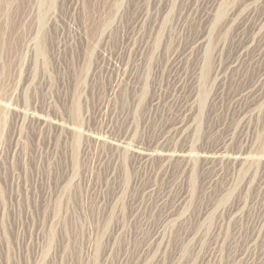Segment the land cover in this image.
<instances>
[{"label":"rangeland","instance_id":"rangeland-1","mask_svg":"<svg viewBox=\"0 0 264 264\" xmlns=\"http://www.w3.org/2000/svg\"><path fill=\"white\" fill-rule=\"evenodd\" d=\"M0 264H264V0H0Z\"/></svg>","mask_w":264,"mask_h":264}]
</instances>
